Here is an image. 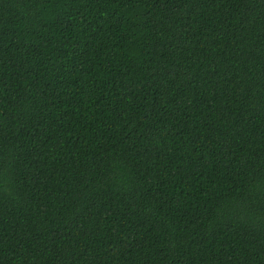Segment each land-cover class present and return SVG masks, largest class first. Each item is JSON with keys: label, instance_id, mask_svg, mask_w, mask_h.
Instances as JSON below:
<instances>
[{"label": "trees", "instance_id": "16d2710c", "mask_svg": "<svg viewBox=\"0 0 264 264\" xmlns=\"http://www.w3.org/2000/svg\"><path fill=\"white\" fill-rule=\"evenodd\" d=\"M0 264H264V0H0Z\"/></svg>", "mask_w": 264, "mask_h": 264}]
</instances>
